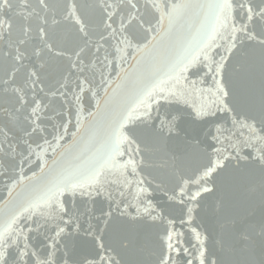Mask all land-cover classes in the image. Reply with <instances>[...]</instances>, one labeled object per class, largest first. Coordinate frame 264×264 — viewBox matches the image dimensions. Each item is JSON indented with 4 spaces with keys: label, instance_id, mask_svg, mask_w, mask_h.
Here are the masks:
<instances>
[{
    "label": "snow or ice",
    "instance_id": "obj_1",
    "mask_svg": "<svg viewBox=\"0 0 264 264\" xmlns=\"http://www.w3.org/2000/svg\"><path fill=\"white\" fill-rule=\"evenodd\" d=\"M185 16L199 22V41L156 67L160 29ZM130 61L146 68L142 87L108 111L95 155L45 173L48 149L70 150L69 127L101 111L103 69L119 63L126 74ZM257 64L258 101L236 90ZM165 104L185 105L207 129L182 137V115L162 113ZM154 154L170 169L164 178L148 171ZM33 155L39 173L28 176ZM193 160L203 162L192 176L178 172L176 161ZM241 166L252 177L246 211L221 201L215 236L201 231L205 194L236 182L230 170ZM0 178L6 207L31 185L3 214L0 264H264V0H0Z\"/></svg>",
    "mask_w": 264,
    "mask_h": 264
},
{
    "label": "water",
    "instance_id": "obj_2",
    "mask_svg": "<svg viewBox=\"0 0 264 264\" xmlns=\"http://www.w3.org/2000/svg\"><path fill=\"white\" fill-rule=\"evenodd\" d=\"M35 4L36 0H32ZM63 3L64 0H59ZM172 2V0H170ZM179 2V0H175ZM199 27V22L192 16H185L183 19L175 23L171 29L167 21L165 22L164 28L160 29L162 35H165V39L161 45L160 56L157 58L156 67L163 66V59L167 56H178L180 55L189 45H194L199 41L200 36L198 35L197 29ZM61 34H65L64 30L61 29ZM139 59V57H138ZM131 65V66H130ZM123 68L127 69V73H122L120 71L121 65L117 63L114 68L103 69L105 76L111 80L110 86L107 87L108 95L105 96L104 92H100L101 99V111L94 117H87V113L81 117L85 120L84 127L79 131L75 127H69V133H76L75 143H72L71 135L65 138V144H72V148L68 151L65 149H60L56 156H52V149H48V167L45 168V173H49L51 169H55L51 172V176H55L62 170L71 171L77 167H85L88 161L95 155L97 149L100 147V142L103 140L106 134L107 121H108V111L110 109L117 108L122 101L129 95L135 93L142 87V78L145 75V66H137L136 61H130L122 65ZM101 69H97L99 73ZM111 72V76L108 77V73ZM119 73V77H118ZM195 78V77H193ZM261 87L260 71L259 66L255 69L252 80L249 83H237L236 90L237 94L244 96L246 95L248 89L250 88L258 101L259 92ZM105 101H107V108L105 107ZM95 101L92 100L89 107L94 109ZM162 113H172L181 114L182 120L180 121V127L183 130L181 135H196L197 132L202 133L208 127V125L203 123H196L193 121L190 115V109L185 105L165 104L161 108ZM76 123L75 117H73V125ZM200 139H206L202 134L199 136ZM39 151V150H37ZM43 155V154H42ZM57 160V165L52 164V160ZM41 161L33 155L30 164H25V174L31 176L33 171L39 173V168L37 164ZM203 161H176L175 166L178 172H182L185 176H192L195 173L196 168ZM152 168L148 169L151 171L152 176L158 179L164 178L170 169L163 167L165 160L159 155L154 154L151 158ZM252 167V166H249ZM18 171V169H17ZM232 175L237 176L239 179L236 182H229L226 186L218 187L212 194H205L202 200V207L199 211V215L196 225H199L200 230L215 236L216 234V209L219 207L220 202L224 201L225 204L231 211L245 212L252 197L250 195V185L249 180L252 179L251 176L245 177L246 169L241 166L239 169H231ZM15 173H13L14 175ZM258 175V171H257ZM8 181L7 178H0V222H2L3 214L10 209L13 204L31 191V185L26 181L20 187H17L12 194V198L7 207L4 204L5 200H9L8 197ZM171 186V184H170ZM39 195V193H35ZM157 199L163 202V196L157 193ZM256 218L259 219L261 214V206L259 202V195L256 194L254 201ZM183 230L186 232V237L188 240L195 242L191 234L187 231V226H182ZM153 237L155 233L153 232ZM37 243L43 248L42 237L37 239ZM211 241H209V246L211 247Z\"/></svg>",
    "mask_w": 264,
    "mask_h": 264
}]
</instances>
